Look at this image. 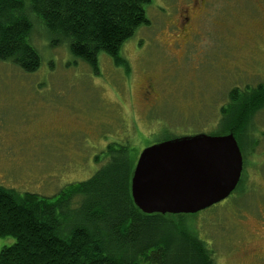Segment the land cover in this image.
<instances>
[{
    "label": "rangeland",
    "instance_id": "rangeland-1",
    "mask_svg": "<svg viewBox=\"0 0 264 264\" xmlns=\"http://www.w3.org/2000/svg\"><path fill=\"white\" fill-rule=\"evenodd\" d=\"M169 1L146 6L149 25L123 45L124 66L99 53L94 70L72 56L67 43L51 46L56 38L35 24L39 69L28 74L0 63V187L54 199L103 167L111 143H127L139 155L165 140L221 135L222 108L236 107L228 104L230 90L236 87L241 101L251 97L243 85L264 79L263 51L254 48L264 42V0H206L210 13L198 21L200 35L186 50L174 48L170 21L163 24ZM148 85L156 101L151 111L143 96ZM263 123L260 111L251 128ZM238 144L245 154V137ZM253 161L263 173L261 157ZM249 176L248 170L230 200L196 215L195 230L214 264H249L250 250L263 246L264 184ZM12 244L13 238H0V250Z\"/></svg>",
    "mask_w": 264,
    "mask_h": 264
},
{
    "label": "trees",
    "instance_id": "trees-1",
    "mask_svg": "<svg viewBox=\"0 0 264 264\" xmlns=\"http://www.w3.org/2000/svg\"><path fill=\"white\" fill-rule=\"evenodd\" d=\"M150 3L0 0V63L28 74L39 69L32 41L36 24L37 32L56 38L51 46L67 43L72 56L94 70L99 53L124 66L121 49L139 27L149 25ZM234 94L229 104L236 107L222 110L220 134L232 133L240 143L264 99L263 91L253 90L241 101ZM137 157L127 143L109 144L105 165L54 199L0 187V238L14 239L0 250V264H214L194 227L198 213L146 215L135 207L130 180ZM244 179L245 173L239 186Z\"/></svg>",
    "mask_w": 264,
    "mask_h": 264
},
{
    "label": "water",
    "instance_id": "water-1",
    "mask_svg": "<svg viewBox=\"0 0 264 264\" xmlns=\"http://www.w3.org/2000/svg\"><path fill=\"white\" fill-rule=\"evenodd\" d=\"M241 172L242 155L231 133L174 138L140 152L130 195L146 215H195L228 198Z\"/></svg>",
    "mask_w": 264,
    "mask_h": 264
},
{
    "label": "flooded vegetation",
    "instance_id": "flooded-vegetation-1",
    "mask_svg": "<svg viewBox=\"0 0 264 264\" xmlns=\"http://www.w3.org/2000/svg\"><path fill=\"white\" fill-rule=\"evenodd\" d=\"M169 9H170L169 15L163 19V24H165L167 21H170L169 27L173 29V31H171V35H172V38L174 37L173 39H175V42H176L174 44V48H177V49L182 48L183 50H186L187 47L192 44L195 37L200 35V32H198V27H197L198 21L201 19L203 15L206 16L210 13L207 11V1L206 0H171L169 1ZM261 36L263 37V41H264V34ZM260 47L261 48L259 47H254V48L255 49L257 48V50L263 51V54H264V42L261 43ZM263 54H262L263 56L262 60L264 61ZM261 66H263V69H264V62L261 64ZM255 80L259 81L256 86L252 87L249 84L243 85L242 87L243 89L241 90H245L249 94V96L253 94V90L255 92L263 91L262 98L264 99V79L262 80L255 79ZM151 89L152 88L150 87V85H148L143 91L144 103H145L147 110L149 111L152 110L150 109V107L156 104V101L151 103L152 102ZM250 90L252 91L249 93ZM233 93H235L234 96L235 98H237L236 87L233 90H230L229 96L230 94H233ZM241 98H245V97H241ZM229 102L230 101H228V104ZM224 108L225 107H223L222 110H224ZM260 111H264V104L262 105L258 113ZM245 146H246V152L243 155L241 154L242 155V172H241L240 180L235 190L228 196V198H226L224 201L220 202L219 204H222L225 201L230 200L232 195L235 194L236 190L241 189L239 184L242 179V174L247 173L248 170L250 172V176L248 177V179L251 176L253 177L254 175H257L260 181H263V184H264V172L263 173L260 172L259 170L260 168H258L253 161L255 154H257L262 159L261 166L264 163V123L260 128H255V127L251 128V125H250V129L247 131ZM257 176L255 177V179L257 182H260L257 180ZM259 186H260V183H259ZM259 203H261L262 206L264 207V188H263V192L259 200ZM263 214H264V208L262 209V212H260L258 216L259 219L261 218ZM260 227H261V233H262L260 238L264 240V218H261ZM250 254L251 255H250L249 264H264V242H263V246L260 247L259 249H256L255 251L250 250Z\"/></svg>",
    "mask_w": 264,
    "mask_h": 264
}]
</instances>
